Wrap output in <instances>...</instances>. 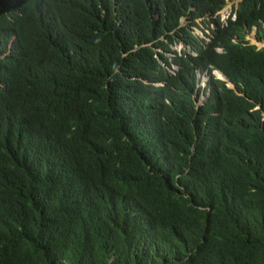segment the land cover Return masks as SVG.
Listing matches in <instances>:
<instances>
[{
	"label": "trees",
	"instance_id": "16d2710c",
	"mask_svg": "<svg viewBox=\"0 0 264 264\" xmlns=\"http://www.w3.org/2000/svg\"><path fill=\"white\" fill-rule=\"evenodd\" d=\"M227 1L0 0V264H264V0Z\"/></svg>",
	"mask_w": 264,
	"mask_h": 264
},
{
	"label": "rangeland",
	"instance_id": "374dc122",
	"mask_svg": "<svg viewBox=\"0 0 264 264\" xmlns=\"http://www.w3.org/2000/svg\"><path fill=\"white\" fill-rule=\"evenodd\" d=\"M236 1H237V0H233V2H236ZM230 5H231V0H228V1L225 3V5L223 6V8L220 10L219 14H218L219 19H222V18L224 17V15L226 14V12H227V10H228V8H229ZM181 22H182V23L184 22V19H183V18H181ZM200 25L202 26V23H201V22L198 23V26H197V27H199ZM197 27H194V26H193V27L191 28L192 32H193L194 34L198 35V36L203 37V35H204L205 33H202V31H201V27H199V28H197ZM205 32H206V31H205ZM246 38H247L251 43L255 44L257 47H260V46H263V45H264L263 42H261V41H257V40L254 38V31H253V29L250 31V33L247 34ZM170 47H171L172 49H175L176 51H179V49H181V48H185L186 50L188 49L187 46H185L184 44L179 43V42H174V43H172ZM206 77H207V76H206V74H204V73H202V74L199 75V85H200V86H203V82L205 81ZM227 85H229V84H227ZM229 86L231 87V85H229ZM201 98H202V95H200V99H201Z\"/></svg>",
	"mask_w": 264,
	"mask_h": 264
},
{
	"label": "clouds",
	"instance_id": "9594fccd",
	"mask_svg": "<svg viewBox=\"0 0 264 264\" xmlns=\"http://www.w3.org/2000/svg\"><path fill=\"white\" fill-rule=\"evenodd\" d=\"M135 219H137V218L134 217L133 215H131V214H129V213H125V214L123 215V219H122V226H123V227H128V225H129L131 222H133ZM131 249H132V247L130 248V250H129L128 252H127V251L123 252V253L127 256V258L129 257V254H130V252H131ZM45 264H51V263H49L48 260H47ZM53 264H62V261H60V260H56V261H54Z\"/></svg>",
	"mask_w": 264,
	"mask_h": 264
},
{
	"label": "bare ground",
	"instance_id": "6f19581e",
	"mask_svg": "<svg viewBox=\"0 0 264 264\" xmlns=\"http://www.w3.org/2000/svg\"><path fill=\"white\" fill-rule=\"evenodd\" d=\"M226 15H227V14H225L224 17H223L222 19H220V20H224V18L226 17ZM192 27H193V26H192ZM194 27H197V26H194ZM199 27H201V25H200ZM199 27H197V28H199ZM203 37H204V35H203ZM211 73L213 74L214 77H216V78H218V79H221V78H219V76H218L216 70H212ZM204 74H206V73L204 72ZM206 79H207V77H206ZM206 79H205V81H206ZM221 80H225V79L222 78ZM205 81L203 82V86H204V84H205ZM227 84L231 85L230 83H226V85H227ZM229 85H227V86H229ZM197 86H199V88H200V93H199V95H198L197 104H200V103L203 101V99H204L203 94H202V88H203V86H200V85H199V82H198ZM229 87H230V86H229ZM231 87L233 88V85H231ZM200 95H202V98H201V99H200Z\"/></svg>",
	"mask_w": 264,
	"mask_h": 264
}]
</instances>
